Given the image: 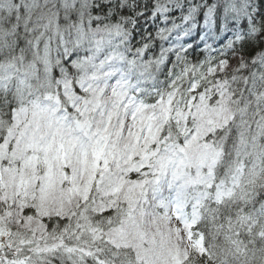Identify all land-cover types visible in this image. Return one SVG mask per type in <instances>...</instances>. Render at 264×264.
<instances>
[{
  "label": "snow or ice",
  "instance_id": "6c2138e0",
  "mask_svg": "<svg viewBox=\"0 0 264 264\" xmlns=\"http://www.w3.org/2000/svg\"><path fill=\"white\" fill-rule=\"evenodd\" d=\"M0 264H264V0H0Z\"/></svg>",
  "mask_w": 264,
  "mask_h": 264
}]
</instances>
